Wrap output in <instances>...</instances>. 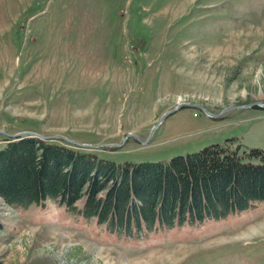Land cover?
<instances>
[{
    "label": "rangeland",
    "instance_id": "1",
    "mask_svg": "<svg viewBox=\"0 0 264 264\" xmlns=\"http://www.w3.org/2000/svg\"><path fill=\"white\" fill-rule=\"evenodd\" d=\"M181 103L229 110L183 108L152 133ZM251 103L264 105V0H0V149L4 133L32 132L117 164L226 142L264 153V108H236ZM254 206L135 241L0 199V264H264Z\"/></svg>",
    "mask_w": 264,
    "mask_h": 264
},
{
    "label": "trees",
    "instance_id": "2",
    "mask_svg": "<svg viewBox=\"0 0 264 264\" xmlns=\"http://www.w3.org/2000/svg\"><path fill=\"white\" fill-rule=\"evenodd\" d=\"M0 199L18 210L48 203L115 238L202 225L264 202V153L242 155L228 142L169 162L117 164L34 137L4 139ZM257 158L261 164L245 162Z\"/></svg>",
    "mask_w": 264,
    "mask_h": 264
},
{
    "label": "water",
    "instance_id": "3",
    "mask_svg": "<svg viewBox=\"0 0 264 264\" xmlns=\"http://www.w3.org/2000/svg\"><path fill=\"white\" fill-rule=\"evenodd\" d=\"M261 107V108H264V105L262 104H256V103H251L247 106H244V107H236V108H239V109H243V108H250V107ZM189 107H197V106H192V105H188V104H178L174 109L166 112L165 114H163L159 120L157 121V123L155 124V126L153 127L152 129V133L153 131L163 122V120H165L167 117H169L170 115L178 112L179 110L183 109V108H189ZM235 108V109H236ZM229 109H226L222 112L225 113L227 112ZM210 117L212 118H217L219 117V115H212V114H208ZM5 137L9 138V139H18V138H21V137H34V138H37V139H40L42 141H57V140H62L63 142L69 144V145H72L74 147H77V148H81V149H90V150H96L97 147L96 146H91V145H87V144H78V143H75V142H72L70 140H68L67 138L65 137H62V136H54V137H42L38 134H35V133H32V132H21V133H17V134H13V135H10V134H5ZM131 136V135H128V137ZM149 141V139L147 140ZM146 143V142H144ZM121 145H113V147H120Z\"/></svg>",
    "mask_w": 264,
    "mask_h": 264
},
{
    "label": "bare ground",
    "instance_id": "4",
    "mask_svg": "<svg viewBox=\"0 0 264 264\" xmlns=\"http://www.w3.org/2000/svg\"><path fill=\"white\" fill-rule=\"evenodd\" d=\"M259 230L262 231V230H264V228L263 227H257L255 229L253 228V230H250L251 233H249L250 236H248V237H251L253 235H258L259 234Z\"/></svg>",
    "mask_w": 264,
    "mask_h": 264
},
{
    "label": "built area",
    "instance_id": "5",
    "mask_svg": "<svg viewBox=\"0 0 264 264\" xmlns=\"http://www.w3.org/2000/svg\"><path fill=\"white\" fill-rule=\"evenodd\" d=\"M201 109H203V108L201 107Z\"/></svg>",
    "mask_w": 264,
    "mask_h": 264
}]
</instances>
